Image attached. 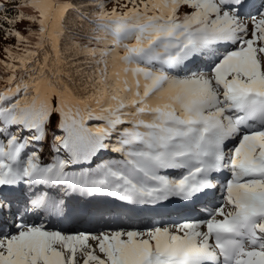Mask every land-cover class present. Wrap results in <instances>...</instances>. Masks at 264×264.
<instances>
[{
	"label": "snow or ice",
	"instance_id": "1",
	"mask_svg": "<svg viewBox=\"0 0 264 264\" xmlns=\"http://www.w3.org/2000/svg\"><path fill=\"white\" fill-rule=\"evenodd\" d=\"M0 12V264H264V0H0ZM70 12L91 26L82 38ZM199 58L207 71L189 67ZM107 154L120 158L67 170ZM222 170L224 202L204 219L96 233L30 220L64 212L38 186L191 202Z\"/></svg>",
	"mask_w": 264,
	"mask_h": 264
},
{
	"label": "rangeland",
	"instance_id": "2",
	"mask_svg": "<svg viewBox=\"0 0 264 264\" xmlns=\"http://www.w3.org/2000/svg\"><path fill=\"white\" fill-rule=\"evenodd\" d=\"M108 7L112 6L113 0H106ZM121 3L124 2V0H120ZM9 6H11L13 3H15V0H8ZM3 13L0 12V16H2ZM8 15L14 16L15 12H9ZM18 27H23V25H18ZM3 34L0 33V36ZM9 42H12L9 40ZM3 46V41L0 40V47ZM2 54V53H0ZM192 70H205L207 71L210 67L209 61L207 58H199L196 61L193 62L189 66ZM42 147V151L40 152V159L44 162L51 163L53 161L54 156H56V153L52 150L50 147V142H46L43 145H40ZM231 142L229 143V147H231ZM31 151V149H30ZM63 155V154H61ZM110 155L115 154H107L103 156L100 159H93V161L85 162L82 164H76L70 166L67 170L68 171H75L79 172L82 169H88V168H94L98 163L102 162V159L105 157H110ZM168 174L170 175H179L180 173L176 170H169ZM229 176V173L227 170H222L221 173L215 174V182L217 183V187L213 190H209V194L206 196L205 201H203L201 204H198L197 210H193V212L188 213L187 216H182L181 213H175V211H181L186 208H182L180 210H171L170 205H166L164 210H158L155 212H137V213H127L126 210L119 209L118 207L116 209H110L108 211H100V208H95L89 205V200L87 198H81L80 196H74L75 199H77V202L82 204L85 208L81 212H73L74 215L67 216L63 214L59 219L56 217H52L53 222L51 221L52 225H47L46 221L40 219H32L31 222L35 223H44L48 228L54 229V230H62V231H71V232H99L102 230H116L120 228H129V227H138L141 229H144L146 227H152L154 225L160 224L161 226H164L166 224H176L180 223L183 220H191L189 218H192V216L189 215H195L193 218L197 219H204L207 217V214L209 211H211L213 208L219 206L224 202L223 200V189L219 185L224 183L225 178ZM67 188L66 185H63ZM58 186V187H63ZM58 187L54 188H46L44 186H39L37 189L38 191H47L48 195L52 197L55 195V193H58V190H61ZM21 193L18 192L19 196ZM59 194L64 196V190L60 191ZM73 193H71L72 195ZM67 196V195H66ZM211 201V202H210ZM205 203V204H204ZM203 204V205H202ZM118 206V205H117ZM192 208V207H190ZM190 208L187 209V211H190ZM70 211V210H69ZM95 213V214H94ZM203 217V218H202Z\"/></svg>",
	"mask_w": 264,
	"mask_h": 264
},
{
	"label": "trees",
	"instance_id": "3",
	"mask_svg": "<svg viewBox=\"0 0 264 264\" xmlns=\"http://www.w3.org/2000/svg\"><path fill=\"white\" fill-rule=\"evenodd\" d=\"M72 2L73 3H76V4H81V3H86L87 0H72ZM67 24L72 29L73 33L75 35H77L78 37H81V38L85 35L86 30L91 27V26L85 24L84 25V28H81L80 27V24H81L80 20L75 15V13H71V12L68 14ZM37 147H41V146L38 145ZM29 151H30V149H29ZM110 158H117V159H119L120 156H119V154H115V155H110V157L107 156L104 159H110ZM44 163H49V162H44Z\"/></svg>",
	"mask_w": 264,
	"mask_h": 264
},
{
	"label": "bare ground",
	"instance_id": "4",
	"mask_svg": "<svg viewBox=\"0 0 264 264\" xmlns=\"http://www.w3.org/2000/svg\"><path fill=\"white\" fill-rule=\"evenodd\" d=\"M208 194H209V191H208ZM208 194H207V195H208ZM207 195H206V196H207ZM206 196H204V198H203L198 204H201L203 201H205ZM129 204H130V203H129ZM131 205H132V204H131ZM167 205H170V206H171V210H180V209H182V208H187V207H177V208H175V206H174V202L172 201V198L169 199ZM189 208H190V207H189ZM189 216H192V218H189V219H194L193 216H195V215L193 214V215H189ZM195 219H197V218H195Z\"/></svg>",
	"mask_w": 264,
	"mask_h": 264
}]
</instances>
